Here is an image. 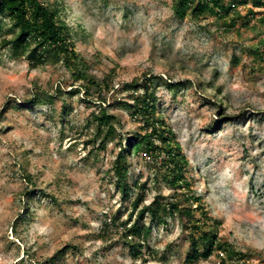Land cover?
Returning a JSON list of instances; mask_svg holds the SVG:
<instances>
[{"label":"rangeland","instance_id":"rangeland-1","mask_svg":"<svg viewBox=\"0 0 264 264\" xmlns=\"http://www.w3.org/2000/svg\"><path fill=\"white\" fill-rule=\"evenodd\" d=\"M43 1L73 28L89 74L107 78L110 90L102 92L104 100L95 91L88 95L62 61L31 68L26 56L0 47V264H51L58 250L65 255L53 264H222L217 251L187 261L193 225L186 227L178 213L155 224L143 257L122 244L120 222L131 214L135 182L146 184L142 206L174 193L160 162L143 150L129 157L127 196L112 171L127 137L142 124L120 105L134 94L124 85L150 76H158L151 83L158 114L190 162L194 193L221 220L222 240L247 254L245 264H264V25L258 19L264 7L252 1L239 7L243 15L247 8L256 12L246 27L210 15L179 20L175 0ZM1 21L8 23L4 16ZM7 27L0 28V41L11 36ZM174 82L179 86H168ZM38 91L53 96L34 108L17 106ZM101 107L115 116L117 130V139L105 145L92 117ZM117 215L116 228L110 223Z\"/></svg>","mask_w":264,"mask_h":264},{"label":"trees","instance_id":"trees-1","mask_svg":"<svg viewBox=\"0 0 264 264\" xmlns=\"http://www.w3.org/2000/svg\"><path fill=\"white\" fill-rule=\"evenodd\" d=\"M249 1H252L253 7H264V0H175L173 10L179 20L210 15L223 21L226 26H234L236 22L242 20L241 25L248 27L256 12L254 8H247V13L243 15L239 7H246ZM2 16L8 23L1 21ZM258 19L264 25V17ZM5 26H8L7 31L11 36L1 39V48H9L11 55L15 57L26 56L31 68H37L45 63L58 64L62 61L70 68L76 79L85 82L83 86L86 94L95 91L98 98L105 99L101 96L103 91L110 90L109 80L107 78L97 80L89 74L88 62L75 49L73 28L67 25L55 6L46 4L43 0H0V28L3 29ZM154 79H158V76H150L144 82L139 81L140 78H135L124 85L126 90L133 91L134 94L130 96V100L121 102L120 105L131 109L132 114L138 117L142 124L138 131L127 137L126 146L121 147L113 161L112 171L116 187L123 196H127L132 189L129 183L131 172L129 157L134 149L143 150L145 155L153 158L154 163L160 162L164 180L174 193L171 200L157 197L149 205L142 206L145 201L146 184L135 182L134 187L138 192L130 204L131 214L127 220L120 222L122 244L127 246L136 258L143 257L146 255L143 249L155 224H166L168 216L178 213L186 219V227L193 225L188 234L191 251L187 255V261L208 259L217 251L223 253H219L222 264H226L227 259H238L242 262L247 254L233 250L231 244L222 240L219 235L221 220L209 215L203 197L196 195L192 189V177L188 176L190 162L180 142L176 140L175 132L158 114L157 95L151 86ZM186 81L192 83V80ZM179 84L180 82H174L168 86L176 88ZM199 87L204 90L202 84H199ZM78 91L74 90L71 93ZM52 96L38 91L32 99L17 106L34 108ZM222 104L221 100L220 105L224 107ZM92 117L96 123L95 135L102 137V145L117 139L113 114H109L105 107H101L99 112H92ZM28 179L29 182L36 183L35 177L30 174ZM51 195L50 197L55 199L54 194ZM135 211H138L139 215L133 218ZM145 214L150 217V222L143 221ZM119 220L120 216L117 215L113 220L111 218L110 224L116 225L117 228ZM105 223L102 229L110 225L107 221ZM61 252L63 253L62 250H58L50 258L51 264L55 262L54 259L59 260L65 255L63 253L61 256ZM242 263L245 264L244 261Z\"/></svg>","mask_w":264,"mask_h":264}]
</instances>
